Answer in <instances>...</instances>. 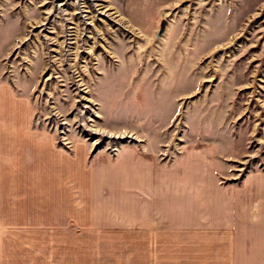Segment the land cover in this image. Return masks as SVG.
<instances>
[{
  "label": "rangeland",
  "instance_id": "obj_1",
  "mask_svg": "<svg viewBox=\"0 0 264 264\" xmlns=\"http://www.w3.org/2000/svg\"><path fill=\"white\" fill-rule=\"evenodd\" d=\"M4 93L75 164L78 224L133 223L196 159L264 174V0H0Z\"/></svg>",
  "mask_w": 264,
  "mask_h": 264
},
{
  "label": "crops",
  "instance_id": "obj_2",
  "mask_svg": "<svg viewBox=\"0 0 264 264\" xmlns=\"http://www.w3.org/2000/svg\"><path fill=\"white\" fill-rule=\"evenodd\" d=\"M45 140L0 125V264H263L262 172L221 185L216 165L196 159L175 181L139 182L133 223L78 224L75 164Z\"/></svg>",
  "mask_w": 264,
  "mask_h": 264
},
{
  "label": "water",
  "instance_id": "obj_3",
  "mask_svg": "<svg viewBox=\"0 0 264 264\" xmlns=\"http://www.w3.org/2000/svg\"><path fill=\"white\" fill-rule=\"evenodd\" d=\"M165 26H166V23L163 22V23L161 24V26H160L159 35H161V34L163 33Z\"/></svg>",
  "mask_w": 264,
  "mask_h": 264
}]
</instances>
